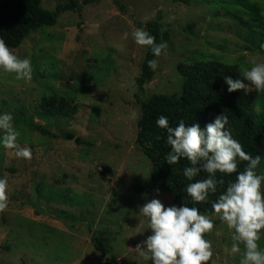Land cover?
I'll return each mask as SVG.
<instances>
[{
	"label": "rangeland",
	"instance_id": "374dc122",
	"mask_svg": "<svg viewBox=\"0 0 264 264\" xmlns=\"http://www.w3.org/2000/svg\"><path fill=\"white\" fill-rule=\"evenodd\" d=\"M72 1L42 5L56 11ZM74 1L83 4L82 16L70 8L55 25L9 47L31 60L30 82L0 69V114L13 116L19 143L33 153L30 161L16 158L0 144V178L8 181L9 197L0 214V264H152L135 249L152 234L140 208L154 198L166 207L178 205L174 192L135 190L138 183L152 182L153 169L136 143L143 114L139 98L180 94L181 68L196 60L219 59L242 69L252 61L264 63V20L254 11L258 6L264 16V0ZM158 17L168 47L155 58L154 77L139 93L146 48L131 33L147 31ZM49 95L55 103L56 95L72 99L66 104L77 105L75 115L46 116L43 99ZM255 108L264 113V93L258 92ZM36 124L60 135L74 132L84 142L44 135ZM256 171L264 174V158ZM202 214L215 224L206 237L213 245L211 264H239L240 254H230L231 231L214 212ZM97 235L106 239L107 253L96 248ZM259 244L264 249V237Z\"/></svg>",
	"mask_w": 264,
	"mask_h": 264
},
{
	"label": "clouds",
	"instance_id": "9594fccd",
	"mask_svg": "<svg viewBox=\"0 0 264 264\" xmlns=\"http://www.w3.org/2000/svg\"><path fill=\"white\" fill-rule=\"evenodd\" d=\"M128 36L124 33V39ZM131 37L137 45L150 48L155 57L166 54L167 43L157 44L156 38L143 28L135 29ZM260 47L264 49V43ZM158 63L157 59L149 60L148 67L155 71ZM0 69L14 74L17 80H32L31 60L14 54L3 38H0ZM241 75L243 79L223 77L229 93L244 91L247 94L249 85L264 93V63L252 61V66L243 69ZM156 123L167 131L166 143L171 150L165 157L166 162L174 165L182 158L189 162L190 166L183 168V175L190 181L186 192L193 205L208 202L220 188L225 189L211 206L215 216L232 233L230 254H240L239 264H264V249L259 244L264 237V174L256 171L261 163L260 155L253 157L233 138L226 129L228 116L225 113L216 116L214 122L204 128L198 123L186 126L183 120L172 127L163 115ZM0 133L3 134L0 144L16 158L32 159L31 148L19 143L21 133L10 113L0 114ZM241 163L246 166L238 171ZM201 172L207 173V177L196 179ZM233 174H236L234 180L226 182L223 178ZM7 188V179L0 178V214L8 209ZM139 215L147 219L152 231L135 248L145 260H151L152 264H211L213 245L206 237L213 232L215 224L198 207H166L160 199L154 198L140 208Z\"/></svg>",
	"mask_w": 264,
	"mask_h": 264
},
{
	"label": "trees",
	"instance_id": "16d2710c",
	"mask_svg": "<svg viewBox=\"0 0 264 264\" xmlns=\"http://www.w3.org/2000/svg\"><path fill=\"white\" fill-rule=\"evenodd\" d=\"M99 0H83L84 4ZM43 0H0V38H3L8 47L17 48L29 34L36 29L52 26L57 23L59 13L76 7L80 16L83 13V4L72 1L69 4H59L56 11L46 9ZM256 18L264 20L262 9L254 7ZM163 27L160 17L147 23V31L156 38V43H162L168 34L161 31ZM150 48H146V56L142 62V72L137 78L139 93L145 91L146 84L154 77V71L148 67V61L155 59ZM184 75L183 91L180 94H155L149 100L139 98L143 114L139 120V130L136 143L140 145L145 154L153 163L152 182L138 183L135 190L148 195L154 189L171 191L175 193V202L179 206L198 207L202 213H213L212 202L215 201L225 189L220 188L217 194L211 195L209 201L193 205L186 192L188 181L183 175V168L190 166L182 158L179 163L169 165L165 157L171 150L166 143L167 131L160 128L156 121L163 115L168 118L172 127L178 126L183 120L186 126L198 123L204 128L208 123L214 122L216 116L225 113L228 116L226 129L231 131L234 139L239 141L244 150L253 157L260 155L264 158V113L255 108L258 92L250 90L229 93L223 77L230 75L234 79H243L242 68L239 64H231L219 59L196 60L186 68H181ZM245 83H248L245 81ZM138 95V93H137ZM139 96V95H138ZM58 103L53 102V95L43 99L46 116L66 117L77 112V105L68 106V99L64 96ZM35 129L55 138L63 137L83 143V138L74 132L56 134L42 125H34ZM159 137V138H158ZM246 166L241 163L238 171ZM235 175L223 177L225 181L234 180ZM218 178L220 174H217ZM207 173L201 172L196 179H204ZM194 182V181H192ZM95 246L102 253H107L106 239L95 236Z\"/></svg>",
	"mask_w": 264,
	"mask_h": 264
}]
</instances>
